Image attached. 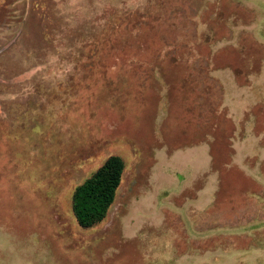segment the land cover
<instances>
[{"label":"rangeland","instance_id":"374dc122","mask_svg":"<svg viewBox=\"0 0 264 264\" xmlns=\"http://www.w3.org/2000/svg\"><path fill=\"white\" fill-rule=\"evenodd\" d=\"M0 264H264V0H0Z\"/></svg>","mask_w":264,"mask_h":264},{"label":"trees","instance_id":"16d2710c","mask_svg":"<svg viewBox=\"0 0 264 264\" xmlns=\"http://www.w3.org/2000/svg\"><path fill=\"white\" fill-rule=\"evenodd\" d=\"M124 170V160L111 156L91 178L77 187L73 211L81 227L92 228L106 219L116 200Z\"/></svg>","mask_w":264,"mask_h":264}]
</instances>
